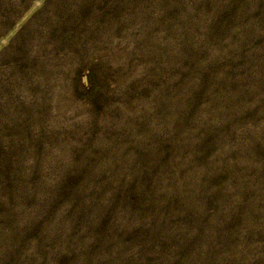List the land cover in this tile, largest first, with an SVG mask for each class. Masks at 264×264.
<instances>
[{"label": "rangeland", "instance_id": "1", "mask_svg": "<svg viewBox=\"0 0 264 264\" xmlns=\"http://www.w3.org/2000/svg\"><path fill=\"white\" fill-rule=\"evenodd\" d=\"M0 264H264V0H0Z\"/></svg>", "mask_w": 264, "mask_h": 264}]
</instances>
